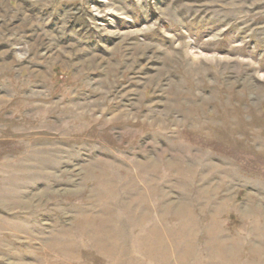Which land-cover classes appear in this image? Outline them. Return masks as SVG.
Listing matches in <instances>:
<instances>
[{"label":"rangeland","instance_id":"obj_1","mask_svg":"<svg viewBox=\"0 0 264 264\" xmlns=\"http://www.w3.org/2000/svg\"><path fill=\"white\" fill-rule=\"evenodd\" d=\"M0 264H264V0H0Z\"/></svg>","mask_w":264,"mask_h":264}]
</instances>
